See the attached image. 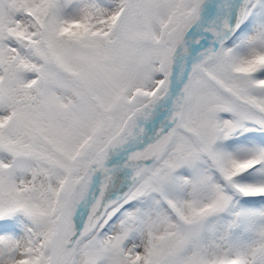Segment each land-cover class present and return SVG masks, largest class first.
I'll return each mask as SVG.
<instances>
[{"label":"snow or ice","instance_id":"6c2138e0","mask_svg":"<svg viewBox=\"0 0 264 264\" xmlns=\"http://www.w3.org/2000/svg\"><path fill=\"white\" fill-rule=\"evenodd\" d=\"M0 264H264V0H0Z\"/></svg>","mask_w":264,"mask_h":264}]
</instances>
